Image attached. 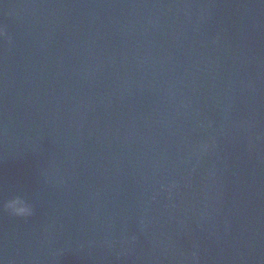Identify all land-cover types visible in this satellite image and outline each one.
Masks as SVG:
<instances>
[{
	"label": "water",
	"instance_id": "obj_1",
	"mask_svg": "<svg viewBox=\"0 0 264 264\" xmlns=\"http://www.w3.org/2000/svg\"><path fill=\"white\" fill-rule=\"evenodd\" d=\"M0 264H264V0H0ZM195 254V259H193Z\"/></svg>",
	"mask_w": 264,
	"mask_h": 264
},
{
	"label": "clouds",
	"instance_id": "obj_2",
	"mask_svg": "<svg viewBox=\"0 0 264 264\" xmlns=\"http://www.w3.org/2000/svg\"><path fill=\"white\" fill-rule=\"evenodd\" d=\"M2 35L3 31L0 30V36ZM0 209L13 217L26 218L33 214L31 204L21 195H13L7 200H0ZM193 259H195V254H193Z\"/></svg>",
	"mask_w": 264,
	"mask_h": 264
}]
</instances>
